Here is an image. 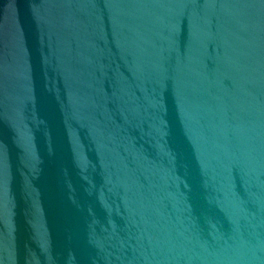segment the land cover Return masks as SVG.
I'll use <instances>...</instances> for the list:
<instances>
[{
	"label": "water",
	"instance_id": "obj_1",
	"mask_svg": "<svg viewBox=\"0 0 264 264\" xmlns=\"http://www.w3.org/2000/svg\"><path fill=\"white\" fill-rule=\"evenodd\" d=\"M0 264H264V0H0Z\"/></svg>",
	"mask_w": 264,
	"mask_h": 264
}]
</instances>
